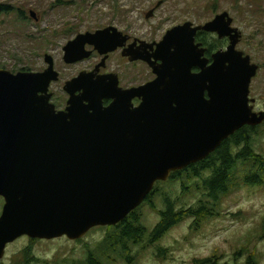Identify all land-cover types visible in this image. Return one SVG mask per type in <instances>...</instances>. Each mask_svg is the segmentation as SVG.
<instances>
[{
	"label": "water",
	"instance_id": "water-1",
	"mask_svg": "<svg viewBox=\"0 0 264 264\" xmlns=\"http://www.w3.org/2000/svg\"><path fill=\"white\" fill-rule=\"evenodd\" d=\"M29 17L37 20L32 11ZM231 25L227 13L203 26L186 22L158 44H142L144 54L129 51L130 61L147 63L156 75L138 88L122 90L115 75L81 72L63 87V111L51 103L58 73L49 56L41 73L0 70V260L22 237L77 241L118 225L155 183L203 160L241 128L264 123V109L255 113L249 98L258 66L236 50L241 34ZM197 31L228 40L210 64L194 44ZM126 41L112 27L79 34L63 48V61L88 59L87 46L107 56ZM133 99H141L137 108Z\"/></svg>",
	"mask_w": 264,
	"mask_h": 264
},
{
	"label": "rangeland",
	"instance_id": "rangeland-1",
	"mask_svg": "<svg viewBox=\"0 0 264 264\" xmlns=\"http://www.w3.org/2000/svg\"><path fill=\"white\" fill-rule=\"evenodd\" d=\"M1 6L9 12L0 14V70L41 73L47 68L45 56H49L58 73L57 82L49 88L56 111L66 107L65 83L81 72L89 73L97 61L95 52L88 61L64 63L63 48L77 35L112 27L131 42L158 44L176 26L186 22L203 26L222 13L229 15L232 28L241 34L236 50L258 66L250 97L256 101L255 110H263L264 0H0ZM30 11L36 14V21L29 17ZM205 41L217 51L228 46V40L216 35H206ZM119 59V51L111 54L106 71L120 77L122 87L138 86L152 78L149 67L123 68ZM251 143L254 153L264 159L263 125L251 135ZM236 148L235 154L242 147ZM254 167L249 160L237 162L227 194L219 199L211 217L196 221L185 216L154 240L152 232L166 201L176 213L196 209L199 204L211 206L203 186L207 173L195 179L192 172H182L176 181L155 183L153 207L141 205L134 212L143 229L138 244L121 239L112 246L120 230L106 227L94 228L77 241L22 237L6 247L0 264H18L24 250L28 264H246L249 258L254 264H264V174H258L261 183L248 181ZM3 205L0 198V214Z\"/></svg>",
	"mask_w": 264,
	"mask_h": 264
},
{
	"label": "trees",
	"instance_id": "trees-1",
	"mask_svg": "<svg viewBox=\"0 0 264 264\" xmlns=\"http://www.w3.org/2000/svg\"><path fill=\"white\" fill-rule=\"evenodd\" d=\"M8 12V7H0V14ZM21 12L20 15H23ZM22 19H24V16H22ZM262 125L264 126V123ZM256 129L257 127L253 129L250 127H243L237 131L233 137L231 136L228 140L224 141L210 161L209 169L201 168L199 172L191 169L193 178L195 179H201L202 175L207 173V178L203 181L204 188L207 191L205 200L209 202L211 206L205 207L204 205L199 204L196 209H189L185 212L176 213L172 209L169 201H166V209L158 213L160 222L152 232L153 239L159 237L160 234H164L169 228L174 227L185 216H192L196 221L205 220L206 218L211 217L213 215L211 211H215L214 207L217 206L219 199L221 200V198L227 194L228 182H231L230 173L239 160H249L253 162V165L256 167H254L252 174L247 177V180L261 183L258 174H264V159L254 153L251 143V135ZM240 145L242 147L241 150L235 154V151L233 150L237 149L236 147ZM257 167L258 169L255 172ZM180 173L181 172L173 173L169 180L176 181L179 179ZM155 191L156 190L150 195V200ZM149 206L151 208L153 207L151 202ZM106 229L120 230L116 236L117 238L115 237L116 239H112V246L118 243L120 244L119 240L121 239H124L126 242L131 241L134 245L138 244L139 238L143 234V229L139 226V220L135 218L134 212H132L123 222L112 228L106 227ZM27 253V250H24L23 253H21V258H19L21 260L18 264H28ZM203 263L206 262L203 261ZM87 264H92V261ZM246 264H254L252 258H249Z\"/></svg>",
	"mask_w": 264,
	"mask_h": 264
},
{
	"label": "flooded vegetation",
	"instance_id": "flooded-vegetation-1",
	"mask_svg": "<svg viewBox=\"0 0 264 264\" xmlns=\"http://www.w3.org/2000/svg\"><path fill=\"white\" fill-rule=\"evenodd\" d=\"M193 27H197V26H193ZM206 35H216V34H213V33H206V32H204V31H197L196 32V34H195V37H194V44L195 45H197L198 46V50H203V56H202V58L201 59H207L208 60V64H210L211 63V56L214 54V53H216L217 52V49L215 48V47H213V46H210V45H208V43L205 41V37H206ZM122 36H124V37H126L127 38V41L125 42V45H124V47L123 48H119L117 51H115V52H112V53H110V54H108L107 56H101V55H99V53L97 52V51H94V49H93V47H88L89 49H87V50H91V55H90V57L88 58L89 60H90V58H92V55L95 53V52H97L96 53V55H97V57H94V59H96L97 61H96V63L89 69V73H96V76H106V75H115V76H117L116 74H114V73H108L107 71H106V67H107V62H108V59L110 58V55L111 54H114V53H116V52H118L119 51V54H120V59H119V61H120V65H121V67H123V68H125L126 67V65H128V66H130L131 68H134L136 65H142V66H147V67H149L150 68V72H151V75H152V78L151 79H149V80H147V81H145L144 83H142L141 85H138V86H134V85H132V83H130V84H128V85H126L125 87H122L121 86V79H120V77H118L117 76V80H118V86H119V88H121L122 90H130V89H134V88H138V87H140V86H144V85H146L147 83H150V82H152V81H154L155 79H156V75H155V73L153 72V69L147 64V63H145V62H143V61H130V57L129 56H127V54H128V52L129 51H131V52H137V53H139L138 55H142V53L144 54V52L142 51V44H145L146 46H149L150 44H146V43H144V42H139V41H137V40H133V42H131L130 40H129V38L127 37V36H125V35H122ZM216 37H217V35H216ZM218 38V37H217ZM222 40V39H221ZM227 40V39H226ZM152 44H157V43H152ZM86 47V48H87ZM131 48V49H130ZM93 49V50H92ZM226 49V48H225ZM224 49V50H225ZM155 51H156V47L154 46V47H152V49H149V48H145V52H146V54L147 55H149V56H151L152 54H154L155 53ZM218 51H222V49H219ZM121 56H122V58H121ZM88 59H86L87 61H88ZM83 61H85V60H83ZM82 62V61H81ZM151 62H153V65L155 66V67H158L159 65H161L162 63H161V61H154V59L153 58H151ZM200 70L198 69V68H193L192 69V73H198ZM86 73V72H85ZM69 82V81H68ZM67 83V82H66ZM65 83V84H66ZM249 97H250V95H249ZM51 99H52V97H51ZM250 99L251 100H254V103H253V105H252V107H253V111L255 112V113H259V112H261V111H263V110H255V103H256V101H255V99H252L251 97H250ZM110 104V100H105L104 102H103V105L106 107V106H108ZM141 104V99H133L132 100V102H131V105H132V107L133 108H137L139 105ZM66 108V107H65ZM64 108V109H65ZM63 109V110H64ZM263 109H264V105H263ZM63 110H61V111H63ZM251 128V127H250ZM253 129V128H252ZM236 134V133H235ZM234 134V135H235ZM233 135V136H234ZM232 136V137H233ZM228 140V139H227ZM221 146V145H220ZM217 150H218V148L213 152V153H211V154H209L206 158H204L203 160H201V161H199V162H197V163H194V164H192V165H190V166H188L187 168H185V169H183V170H181V171H179V172H181L182 173V171L183 172H191L192 170H195V169H198V168H205V169H209V163H210V161L212 160V158L214 157V155H215V153L217 152ZM192 169V170H191ZM171 177V176H170ZM170 179V178H169ZM203 186H204V183H203ZM150 197V196H149ZM149 197L145 200V202L142 204V205H150V202H151V200L149 199ZM159 222H160V219H159ZM159 222H158V224H159ZM157 224V225H158ZM156 225V226H157ZM156 228V227H155ZM155 228L153 229V231L155 230ZM163 234H160L159 235V237H161ZM154 240V239H153Z\"/></svg>",
	"mask_w": 264,
	"mask_h": 264
}]
</instances>
